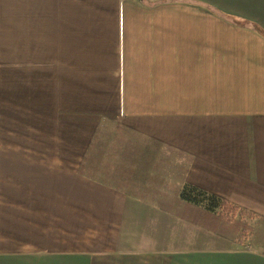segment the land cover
I'll list each match as a JSON object with an SVG mask.
<instances>
[{"label": "crops", "instance_id": "obj_1", "mask_svg": "<svg viewBox=\"0 0 264 264\" xmlns=\"http://www.w3.org/2000/svg\"><path fill=\"white\" fill-rule=\"evenodd\" d=\"M263 32L264 0H0V264H264L79 174L121 122L264 217Z\"/></svg>", "mask_w": 264, "mask_h": 264}, {"label": "trees", "instance_id": "obj_2", "mask_svg": "<svg viewBox=\"0 0 264 264\" xmlns=\"http://www.w3.org/2000/svg\"><path fill=\"white\" fill-rule=\"evenodd\" d=\"M233 21L262 32L252 22ZM163 146L159 141L138 135L121 122L109 121L99 127L79 168V174L238 245L249 231L254 234L252 227L236 219L239 212L254 213L229 203L223 197L184 179L183 187L173 197L161 187L150 184L151 175L155 174L163 160L160 154ZM187 212L197 217L190 218ZM258 225L249 247L264 249V217L259 219ZM241 246L246 247L245 244Z\"/></svg>", "mask_w": 264, "mask_h": 264}, {"label": "rangeland", "instance_id": "obj_3", "mask_svg": "<svg viewBox=\"0 0 264 264\" xmlns=\"http://www.w3.org/2000/svg\"><path fill=\"white\" fill-rule=\"evenodd\" d=\"M160 152L163 160L161 161V164L156 170L155 174L151 175L150 184L152 185L154 184L161 187L165 192H167L169 195L173 197L177 194L178 189H181L183 187L182 181L184 179V174L186 170L185 168L186 160L180 157V155L177 154L176 152H173L172 150L164 146ZM187 214L189 215L190 218L197 217L194 214H190L189 212H187ZM236 219H240L241 221L252 227L251 230L254 234H252L249 231L246 237L242 238V240L240 239L241 242L239 244V245L245 244L246 246H249L252 238L255 236V233H257V230L259 228L258 227L259 218L256 215L239 212L236 215Z\"/></svg>", "mask_w": 264, "mask_h": 264}]
</instances>
